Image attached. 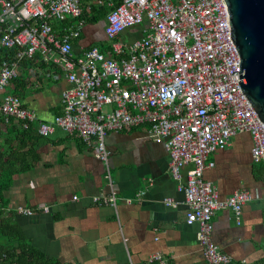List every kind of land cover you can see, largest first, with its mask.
<instances>
[{
  "label": "built area",
  "instance_id": "2783aa9c",
  "mask_svg": "<svg viewBox=\"0 0 264 264\" xmlns=\"http://www.w3.org/2000/svg\"><path fill=\"white\" fill-rule=\"evenodd\" d=\"M84 1L0 0V44L16 48L15 56L0 64V113L7 122L16 119L25 126L37 122L44 137L62 128L90 147L104 165L109 187L92 195L91 201L111 206L117 213L119 188L107 136L144 128L170 156V171L185 195L186 222L198 225L197 239L206 263H231L232 255L213 241V216L231 208L240 222L253 193L242 188L222 197L205 170L215 164L210 155L241 131L251 133L252 157L264 164V125L238 85L244 70L225 1L96 0L110 8L104 27L110 48L103 51L92 45L76 52L86 25ZM138 25L140 38H119ZM31 58L51 65L54 77H64L68 83L60 94L62 109L49 122L40 119L20 95L7 90L22 73L23 61ZM123 200L133 203L129 197ZM165 202L176 204L170 197ZM42 208L50 210L47 205ZM0 211L5 216L35 214L33 207L23 204L0 207ZM123 238L127 244L128 238ZM156 261L168 264L160 252L146 264ZM241 264L254 263L244 258Z\"/></svg>",
  "mask_w": 264,
  "mask_h": 264
},
{
  "label": "crops",
  "instance_id": "0c3cea01",
  "mask_svg": "<svg viewBox=\"0 0 264 264\" xmlns=\"http://www.w3.org/2000/svg\"><path fill=\"white\" fill-rule=\"evenodd\" d=\"M93 6L106 7L96 0H85L84 13H90ZM106 22V16L96 23L87 22L75 45L76 52L91 44L108 48ZM141 36L142 26L138 25L122 32L119 38L132 41ZM54 73L49 64L45 68H31L23 63L20 74L29 79L20 96L40 119L48 122L61 111L60 94L68 84L64 77L55 78ZM13 89L14 84L9 87L12 92ZM32 126L38 127V123ZM8 137L19 144L28 139L9 134L7 124L3 123L0 145ZM27 144L28 149L34 147L35 162L15 174L5 204L0 207L23 204L35 209L32 216L8 215L12 214L26 240L42 251L48 261L146 264L153 254L160 252L168 264H207L197 239L198 225L186 222L185 195L178 190V182L170 171V156L163 144L149 137L144 128L110 132L107 136L119 188L118 213L111 206H98L91 201L92 195L107 192L109 187L104 165L90 147L62 128L51 136H30ZM252 145L249 131L237 133L226 147L210 155L215 164L205 170V177L218 186L222 197L242 188L253 193L243 207L240 222L231 208L218 210L213 216L212 238L232 255L229 264H241L244 258L250 263L264 264V179L256 177ZM74 195L80 199L74 200ZM124 197L133 199V203H126ZM167 197L176 204H166ZM45 205L50 207L48 212L42 208ZM123 237L128 238L127 244Z\"/></svg>",
  "mask_w": 264,
  "mask_h": 264
},
{
  "label": "trees",
  "instance_id": "16d2710c",
  "mask_svg": "<svg viewBox=\"0 0 264 264\" xmlns=\"http://www.w3.org/2000/svg\"><path fill=\"white\" fill-rule=\"evenodd\" d=\"M108 10L105 7L98 9L93 6L90 13H84L83 18L89 23H96L106 16ZM92 45L94 44L89 46ZM109 48L110 46L108 48L102 47L101 50L107 51ZM15 53L16 48L0 45V64L3 59L15 56ZM23 63L31 68L38 65L44 68L48 66L43 60L36 62L33 58L25 59ZM13 84V92L22 95L29 84V79L20 76L13 80ZM3 123L7 124V132L14 134L16 137L25 139L27 137L29 139L30 136L43 137L38 133V127H33L32 124L25 126L24 122L16 119L6 122L4 116L0 113V127ZM27 140L19 144L12 137H8L7 141L0 145V206L5 204L6 195L13 185L15 174L30 168L31 164L35 162L34 147L31 146L28 149ZM25 147L26 150H24ZM256 177L264 179V164L262 162H257ZM3 255L5 257L0 260V264H53L45 258L42 251L26 240L19 223L15 221L12 214L5 217L0 211V257Z\"/></svg>",
  "mask_w": 264,
  "mask_h": 264
},
{
  "label": "water",
  "instance_id": "95a60500",
  "mask_svg": "<svg viewBox=\"0 0 264 264\" xmlns=\"http://www.w3.org/2000/svg\"><path fill=\"white\" fill-rule=\"evenodd\" d=\"M241 57L239 87L264 125V0H224ZM239 71V72H241Z\"/></svg>",
  "mask_w": 264,
  "mask_h": 264
},
{
  "label": "rangeland",
  "instance_id": "374dc122",
  "mask_svg": "<svg viewBox=\"0 0 264 264\" xmlns=\"http://www.w3.org/2000/svg\"><path fill=\"white\" fill-rule=\"evenodd\" d=\"M105 6H106L105 8L108 10L109 7L107 5H105ZM132 28H134V27H132ZM99 46H100V44H99ZM7 90H9V87L7 88Z\"/></svg>",
  "mask_w": 264,
  "mask_h": 264
}]
</instances>
